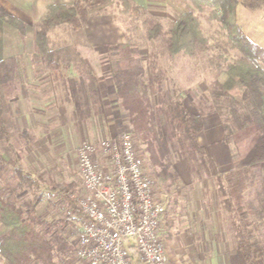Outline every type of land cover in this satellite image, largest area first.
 Here are the masks:
<instances>
[{"label": "trees", "instance_id": "obj_1", "mask_svg": "<svg viewBox=\"0 0 264 264\" xmlns=\"http://www.w3.org/2000/svg\"><path fill=\"white\" fill-rule=\"evenodd\" d=\"M183 1V10L175 11L165 25L147 16L144 8L132 0L56 2L47 6L33 31L32 60L55 82L70 77L74 69L86 83L87 102L96 108L97 91L84 57L71 52L76 46L73 43L51 44L49 32L65 26L82 35L90 16L106 14V8L113 6L114 22L117 17L139 22L143 29L141 39L160 42L171 62L178 58L198 62L208 74L200 81L206 87L204 94H195V112H190L184 103L191 89H177L169 79V67L163 69L160 63L157 48L141 53L138 25L126 28L124 42L110 51L115 59L110 77L130 133L137 140L136 149L151 169L156 189L161 191L157 193L160 202L165 204L164 196L177 188L170 160L177 148L193 180L201 179L199 162L203 172L213 178L221 198L220 210L225 215L222 222L228 224L226 235L238 264H264V198L259 180L264 166V48L243 33L237 20L239 6L255 9L261 5L256 3L264 0ZM0 20L25 36L26 25L22 21L3 11ZM19 73L18 58L0 61V88L14 81ZM167 83L170 90H166ZM4 108L7 105L0 102V140L6 142L1 152L13 156L9 128L2 116ZM209 114L220 119L225 137L236 150L240 144L244 147L235 166L219 175L213 174L198 142L203 117ZM20 137L26 145L35 142L27 130L21 131ZM1 152L0 264H55L59 256L62 257L58 262L64 264H85L75 258L64 237L68 231H78L76 224L86 220L69 196L73 184H57L49 176L35 179L21 167L11 168ZM249 190L254 194V204L244 202ZM21 191L30 192L31 197L19 202ZM46 196L50 200L57 196L68 213L52 223L42 220L36 209ZM129 250L137 264L134 247Z\"/></svg>", "mask_w": 264, "mask_h": 264}, {"label": "rangeland", "instance_id": "obj_2", "mask_svg": "<svg viewBox=\"0 0 264 264\" xmlns=\"http://www.w3.org/2000/svg\"><path fill=\"white\" fill-rule=\"evenodd\" d=\"M132 1L137 5H141L144 8L145 14L147 16L154 17L164 25L170 20L172 14L175 11L183 10L185 5V2L183 0H142V2H140V0H132ZM138 1L141 4H138L139 3ZM256 4H261V5L255 9H249L243 6H239V8L237 9L238 23L241 26L243 33L250 40H252L251 36L253 31H258L259 34H261V32H264V2H260V3L258 2ZM106 10H107L106 14L108 16L107 18L106 17L105 18L108 21L110 15H113L114 7L113 6L107 7ZM96 21L99 20L93 19V16H90V18L87 20V23L83 27L82 35L73 32L68 27L65 26L59 27L56 30L49 32L50 42L54 46H61L64 43L66 44L73 43L75 45L82 46L87 43L86 34H88L89 37L91 36L90 34L94 32V31L92 32L93 30L92 24L94 25ZM36 25L37 24H35V26L30 30L34 31L36 29ZM135 25L139 26L137 36L139 38V46L141 48V53L146 54L152 49L157 48L159 52L160 63H162L163 69L169 67L170 70L169 79L170 80L172 79L174 81L177 89H181V90L191 89V94H189V96L185 98L184 103L186 108L190 112H195L193 108V106L196 105V101H197V97L195 94H200V95L204 94L206 87L205 85L200 83V81H202L203 78L208 74L207 70H205L202 66H200L198 62L188 58H178L175 61L171 62L167 58L163 46L160 44V42L159 43L146 42L141 39L143 37V29L139 22H135L133 19H127L125 17H117V20L115 22L113 21V26L121 32V37L123 36L124 30L126 28H132ZM20 38L22 40V43L26 45L28 41L31 40L29 36H27L26 38L25 36L24 37L20 36ZM88 40L90 39L88 38ZM67 51H70V49ZM71 52H78L80 54V57L83 58L87 56V53L89 51H87L84 46V49L74 48L71 49ZM100 57L105 59L112 58V56H110V52ZM24 58L27 57L24 56ZM79 62L80 61H78V64ZM81 65L79 66L81 67ZM25 68H27L26 65H22V69L24 71ZM37 68L41 70L40 72H42L41 74L43 77L41 78V82H40V85L43 86L40 89L41 90L45 89L44 92L41 93V97L40 99H38V103L40 105H43L44 104L43 99H44L45 102L51 101L53 104L55 103L56 105L57 104L61 105L63 109H61V107H58L57 111L52 110L53 117L54 118L59 117L61 111L64 110V115L62 117V119L65 120L63 124L65 125L64 129L66 128L69 129L71 127L68 119L69 116L72 115V117H74L76 121L74 125L81 124L83 129H85L84 132L86 133V131H88V135L86 136L84 133V137L81 138V140L80 138H78L76 141L77 144L73 143V146L68 147V149L65 152V155H63L62 158L53 157L49 159L47 156L42 154L39 147L35 146V148H33L31 147L32 145L29 146L24 144V139L20 137L21 131L19 130V127L22 119H18L19 118L18 116L21 114V112L18 109L21 106V104L27 106L28 101L35 102V99L31 97L29 98V100L27 99V94L29 89L28 86L30 85L29 82L27 81L26 73L22 74L20 71L19 76L14 81L0 88V102L1 104H3V106L7 105V108H4L2 111V116L3 119H5L6 124L8 125L9 135L11 137L10 143L12 144V147L15 150L13 156L2 153L1 146L6 144L5 140L3 139L0 140V152L3 154L4 159L7 160V162L10 164L11 168L17 166L21 167L23 170L29 172L35 179H39V180L41 179L45 180L47 179V176H49L57 184H61L63 182L65 184L72 183L73 189L69 194V196L70 195L78 196L79 194H81L82 190L76 170V150L79 147V145L83 142L97 143L101 139L112 137L109 136L108 131L105 130L106 129L104 125L105 123L103 124L101 121L102 119L107 121L108 119L105 117L108 116L103 117L101 114H97L95 110H93L94 106L90 105L87 102L86 98L85 101H83V99L81 98L79 99L78 97L77 99H75L76 109L73 110V114L67 113L66 110H68L69 101L66 100L67 98L65 97V95L68 94H66L65 91H63V93L61 92L63 90L61 86L65 84V81H62L61 83L55 82L51 79V77L50 79L48 78L49 74L47 72H43L42 66L40 67L38 66ZM47 78L48 80H45ZM55 86H57L58 89L56 90V92H52L51 88H54ZM170 87L171 85L167 83L166 90L167 89L170 90ZM82 96L86 97L87 95H82ZM122 113L123 112H121V114L116 112V114H114L117 117L118 123H120L114 129L116 133L112 134L116 137L123 132H127L128 129L130 130L128 121L126 120L127 124L124 123L125 118L121 116ZM215 116L216 115L214 114H209L204 116L205 117L204 120L210 121L209 123L210 125L207 126L205 131L202 129V132L198 136V142L200 146L203 147L205 150L213 174L219 175L231 170L232 167L235 166L239 154L242 150H244V147L242 144H240L241 146L237 147L236 150L235 146L230 142V140L227 137H225V134L221 136L222 139H220V136L219 134H217L216 131L219 124L216 125V123L214 122L217 121ZM98 122H101L103 126H99ZM53 125H57V124H53ZM102 127H104L103 130H101ZM43 129H38L37 131L40 132ZM37 131H32V133L35 134V132ZM73 134L75 136V133ZM216 134L217 136H215ZM133 140L136 147L138 148L136 138L133 137ZM208 142L209 143L216 142V143H212V145L205 144ZM65 143H67V141ZM39 151L41 152V154L39 153ZM182 158L183 156L178 154L177 148L170 155L174 177L177 174L175 173L176 165L177 164L184 165ZM145 165L149 175H151L154 178L151 169L147 166V164ZM199 165L202 168L200 169L201 179L193 180L191 175L188 174V177H186L185 181L182 183L180 182L181 183L180 186L177 184V188L174 189L172 192L168 193L169 203H168V211L166 212L165 217H168L170 221L172 220L171 222H169V224L174 225L173 228H175V230L170 229L171 231L170 234L174 235L175 234L174 232L178 233L177 236L178 245L175 244L176 246L174 247V249L177 248L187 249V246L193 247V245L196 244V242H200L202 240L201 234L198 233V235H196L195 233H193L195 230H198L197 222L199 220H201L200 221L201 223L202 222L204 223L205 221L204 219L207 218L216 219L218 221H220L222 218H225L224 213L220 210L221 198L217 194L215 184L213 183V178L208 177L206 173L203 172L204 167L201 165V162H199ZM259 180H261V183L263 184L262 194L264 198V166L262 167L261 177H259ZM189 187L193 188L194 191L192 192V190L189 189ZM154 191L156 192V194L161 192L158 189H155ZM163 194L164 193L162 192V195ZM30 197H31L30 192L21 191L19 195L20 198L19 202H23L24 200L29 199ZM174 198L176 199V202H174L173 200ZM243 199L246 204H254L253 201L254 194L252 190L247 191ZM36 210L38 216L42 220L48 223H52V221L54 222L56 219H59L60 217L68 213V210L64 207L62 201L57 196H54L53 199L51 200L48 196L44 197L43 202H41L37 206ZM189 219L191 220L195 219L196 224L194 225V227H189L187 222L189 221ZM76 228L77 230H79L80 228L79 224H76ZM187 228L189 229V231H186ZM221 229L224 232L223 234L224 240L222 247H225L228 250V258H229L228 260H231V256L232 259H234L235 254L233 252V246L229 237L226 235L228 231L227 222L221 223ZM76 235H77V231L75 232L68 231L64 235L66 241L70 246V251H74V249L76 248L75 245ZM160 239L165 246L167 255H169L168 245L166 243L165 238L160 236ZM214 243L216 244L217 241H214ZM61 257L62 256H59V259ZM173 258H175L173 260L174 264H184L185 262L188 261L190 262V264H194L193 258L191 259H188L186 257H173ZM59 259L58 258L57 260L55 259V264H64L63 262H58Z\"/></svg>", "mask_w": 264, "mask_h": 264}, {"label": "crops", "instance_id": "obj_3", "mask_svg": "<svg viewBox=\"0 0 264 264\" xmlns=\"http://www.w3.org/2000/svg\"><path fill=\"white\" fill-rule=\"evenodd\" d=\"M56 2L70 4L72 0H0V10L22 21L26 25L25 38L27 36L31 38V40L28 41L27 45L22 43L18 32L0 20V61L8 57H16L19 59V64L21 66L20 71L22 74L26 73L27 81L30 85H27L29 88L27 99L29 100L30 97L35 99V102L28 101L27 106L21 104V106L19 107L18 110L21 112V114L18 116V119H22L20 122L19 130L29 131L30 134L35 137V142L32 144L31 147H39L42 154L47 156L49 159L53 157L62 158L63 155H65V152L68 147L73 146V143L77 144V139L80 138L81 140V138L84 137L85 133V129H83L81 124L74 125L76 121L74 117H72V115L69 116L68 119L71 127L69 129L66 128L67 130L64 129L65 125L63 124L65 120L62 119L64 115V110L61 111L59 117H53L52 110L57 111L58 107H61V109H63L61 105H56L55 103L53 104L51 101L45 102L44 99L43 105H40L38 103V99H40L41 93L44 92L45 89H40L43 86L40 85L41 78H43L41 74L42 72H40L41 70L37 68L38 66L40 67V65L32 60V55L34 53V45L32 41L33 31L30 29L33 28L35 24H38L43 18L47 6ZM140 2H142V0H140ZM140 2L138 4H141ZM107 16V14L93 16V19L99 20L96 21L94 25L92 24V32H94L91 33V36L89 37L88 34H86L87 43L82 46L76 45L75 49H84L85 46V49L89 51L87 53V56L83 59L86 65L88 66L91 75L93 76L94 85L98 96V100L96 102L97 107L93 108V110H95L97 114H101L103 117L108 116L105 117L108 119L107 121L104 119H102L101 121L103 124L105 123V130L108 131L109 136L113 137L114 135L112 134L116 133L114 129L118 126V124H120L118 123L117 117L114 114H116V112L121 114L122 112L110 77L111 65L115 59H105L101 58L100 56L107 54L108 52L112 51L113 48H115L117 45L122 44L124 42V36L121 37V32L113 26L112 15H110L108 21L106 19ZM263 33L264 32H261V34H259L258 31H253L251 39L259 46L264 48ZM88 38L90 40H88ZM24 56H26L27 58H24ZM21 64L26 65L27 68H25V71L22 69ZM43 72L46 71H44L43 69ZM48 76L47 77L50 79V75ZM48 78L45 80H48ZM63 81H65V84L61 86V88H63L61 92L63 93V91H65L66 94H68L65 95V97L67 98L66 100L69 101V107L66 112L73 114V110L76 109L75 99H77V97L79 99H83V101H85V98L87 99V97L82 96L86 95L84 92L87 90L86 83L84 84L83 80H81L80 76H78L74 69H71V76L64 77ZM51 89L52 92H56L58 88L57 86H55ZM111 115H114L115 117ZM121 116L125 118L124 123L127 124L126 114L122 113ZM215 118L217 121L214 122L216 123V125L219 124L216 131L217 134H219L220 139H222L221 136L224 135V132L221 125V121L217 116H215ZM204 119L205 117H203L202 122L203 130L205 131L207 126L210 125V121H205ZM102 123L98 122L99 126H103ZM38 129L43 130L38 132ZM103 129L104 127H102L101 130ZM32 131L37 132H35L34 134L32 133ZM128 131L130 132L129 129ZM73 133H75L76 137ZM217 134L215 136H217ZM85 135H88V131H86ZM66 141L67 143H65ZM212 143L208 142L205 144L212 145ZM41 152L39 151L40 154ZM175 171V173L177 174L175 175V177H173L177 180V184L180 186V184L185 181L186 177H188L189 173L186 169L185 164H177ZM189 189H191L192 192L194 191V189L191 187H189ZM163 199L165 200V204L167 207L166 209L168 211V193L167 197L164 196ZM204 220V223H201V220L197 222L198 230H195L193 232L196 235H198V233L201 234L202 240L200 242H196L193 247L187 246V249H174V247L176 246L175 244L178 245V233L174 232L176 235L170 234V229L175 230V228H173L174 225L169 224V222H171L172 220L170 221L168 217H165L164 215L158 230V234L159 236L165 238L166 243L168 245L169 263L167 264H174L173 260L175 258L173 257H186L188 259L193 258L194 264H238L235 257L234 259H232L231 256V260H228V250L225 247H222L224 240V232L221 229L222 219L220 221L212 218H207ZM187 222L189 227H194V225L196 224L195 219H189V221ZM186 231H189V229L187 228ZM214 241H217V243L215 244ZM184 264H190V262L188 261Z\"/></svg>", "mask_w": 264, "mask_h": 264}, {"label": "built area", "instance_id": "obj_4", "mask_svg": "<svg viewBox=\"0 0 264 264\" xmlns=\"http://www.w3.org/2000/svg\"><path fill=\"white\" fill-rule=\"evenodd\" d=\"M81 194L70 195L86 220L79 223L75 258L85 264H167L158 230L166 205L159 200L156 180L149 175L132 134L76 150Z\"/></svg>", "mask_w": 264, "mask_h": 264}]
</instances>
